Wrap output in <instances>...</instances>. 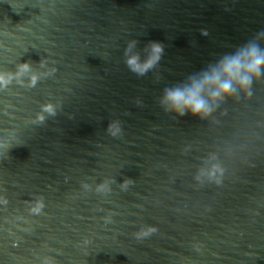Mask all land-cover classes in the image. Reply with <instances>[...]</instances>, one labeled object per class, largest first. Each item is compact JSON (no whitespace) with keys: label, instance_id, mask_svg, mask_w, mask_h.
Here are the masks:
<instances>
[{"label":"clouds","instance_id":"obj_1","mask_svg":"<svg viewBox=\"0 0 264 264\" xmlns=\"http://www.w3.org/2000/svg\"><path fill=\"white\" fill-rule=\"evenodd\" d=\"M201 33L208 35L206 29H201ZM138 43L136 39L127 43L124 50L125 64L130 72L143 77L158 66L165 53V46L159 41H149L143 49L142 56L141 51L137 50ZM40 67L46 70H34L30 63L24 62L16 66L15 72L0 71V90L7 89L13 81L23 87L33 88L42 78L56 72L54 67L47 68L46 61L43 60L40 61ZM261 81H264V29L246 42L235 46L231 51L220 54L199 70L189 73L183 80L166 86L159 97V105L165 112L172 113L178 118L191 116L200 121H215V113L221 105L229 100L239 102L241 98L251 99L253 85ZM137 103L139 104L140 101L137 100ZM58 107V104L51 102L42 104L32 123L43 124L46 120L45 114L55 116ZM222 114H226V110ZM107 131L113 137L121 135L120 121H111ZM12 147L6 142L0 144V148H3L6 154ZM220 160L219 152L209 151L198 167L194 179L200 184L205 181L222 183L224 169ZM112 183L113 180L105 179L96 187V191L108 193L111 191ZM133 183L132 178L125 177L120 187L126 190ZM84 188H89V185L85 184ZM42 207L41 203L40 208ZM39 210V208L34 209V211ZM155 232H157L155 226H146L141 227L134 235L141 240Z\"/></svg>","mask_w":264,"mask_h":264}]
</instances>
